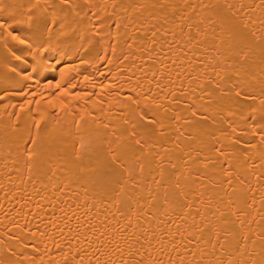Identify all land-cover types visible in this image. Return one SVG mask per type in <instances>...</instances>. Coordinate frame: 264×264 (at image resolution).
Returning a JSON list of instances; mask_svg holds the SVG:
<instances>
[{
	"label": "bare ground",
	"instance_id": "obj_1",
	"mask_svg": "<svg viewBox=\"0 0 264 264\" xmlns=\"http://www.w3.org/2000/svg\"><path fill=\"white\" fill-rule=\"evenodd\" d=\"M0 264H264V0H0Z\"/></svg>",
	"mask_w": 264,
	"mask_h": 264
},
{
	"label": "snow or ice",
	"instance_id": "obj_2",
	"mask_svg": "<svg viewBox=\"0 0 264 264\" xmlns=\"http://www.w3.org/2000/svg\"><path fill=\"white\" fill-rule=\"evenodd\" d=\"M19 43H20V44H24L25 41H24V40H20ZM18 59H19V57H18Z\"/></svg>",
	"mask_w": 264,
	"mask_h": 264
}]
</instances>
